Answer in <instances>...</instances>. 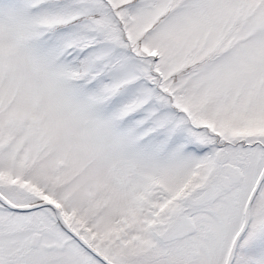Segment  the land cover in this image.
<instances>
[{"label": "snow or ice", "instance_id": "1", "mask_svg": "<svg viewBox=\"0 0 264 264\" xmlns=\"http://www.w3.org/2000/svg\"><path fill=\"white\" fill-rule=\"evenodd\" d=\"M0 264H264V0H0Z\"/></svg>", "mask_w": 264, "mask_h": 264}]
</instances>
